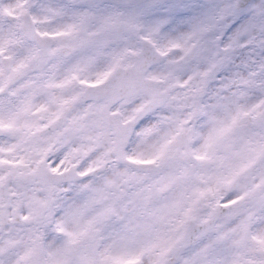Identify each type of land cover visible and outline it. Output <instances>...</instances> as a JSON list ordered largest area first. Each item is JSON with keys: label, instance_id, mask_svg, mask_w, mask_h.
<instances>
[{"label": "snow or ice", "instance_id": "1", "mask_svg": "<svg viewBox=\"0 0 264 264\" xmlns=\"http://www.w3.org/2000/svg\"><path fill=\"white\" fill-rule=\"evenodd\" d=\"M0 264H264V0H0Z\"/></svg>", "mask_w": 264, "mask_h": 264}]
</instances>
